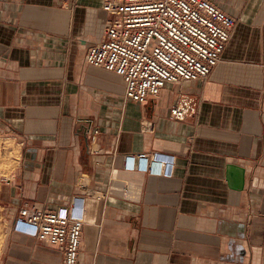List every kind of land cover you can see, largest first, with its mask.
I'll return each instance as SVG.
<instances>
[{"label":"crops","instance_id":"0c3cea01","mask_svg":"<svg viewBox=\"0 0 264 264\" xmlns=\"http://www.w3.org/2000/svg\"><path fill=\"white\" fill-rule=\"evenodd\" d=\"M211 1L237 20L221 62L140 105L122 76L87 62L103 0H0V134L20 153L0 180V264H63L14 229L21 199L83 222L79 264H264V0ZM181 93L200 103L185 121L170 116ZM230 164L245 168L243 190Z\"/></svg>","mask_w":264,"mask_h":264},{"label":"built area","instance_id":"2783aa9c","mask_svg":"<svg viewBox=\"0 0 264 264\" xmlns=\"http://www.w3.org/2000/svg\"><path fill=\"white\" fill-rule=\"evenodd\" d=\"M103 9L109 15L104 35L88 48L87 62L122 76L125 101L140 105L158 98L167 84L208 80L237 22L211 0H103ZM199 105V99L181 93L170 116L185 121L197 115ZM145 128L154 131L155 124L146 121ZM98 134L90 130L88 139ZM151 165L139 156V168L162 173L160 162ZM125 166L134 169L135 156H126ZM14 206L16 231L59 248L63 264H79L82 221L24 199Z\"/></svg>","mask_w":264,"mask_h":264},{"label":"rangeland","instance_id":"374dc122","mask_svg":"<svg viewBox=\"0 0 264 264\" xmlns=\"http://www.w3.org/2000/svg\"><path fill=\"white\" fill-rule=\"evenodd\" d=\"M20 159L19 146L12 140L0 134V180L10 176ZM4 209L0 206V250L2 248L4 226L10 219L5 216Z\"/></svg>","mask_w":264,"mask_h":264},{"label":"water","instance_id":"95a60500","mask_svg":"<svg viewBox=\"0 0 264 264\" xmlns=\"http://www.w3.org/2000/svg\"><path fill=\"white\" fill-rule=\"evenodd\" d=\"M87 135V131H86ZM88 140V136L86 137ZM229 186L235 190H243L245 188L246 170L242 166L230 164L227 167Z\"/></svg>","mask_w":264,"mask_h":264}]
</instances>
